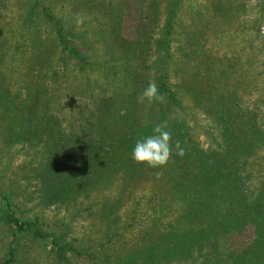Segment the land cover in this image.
Instances as JSON below:
<instances>
[{
	"label": "rangeland",
	"instance_id": "1",
	"mask_svg": "<svg viewBox=\"0 0 264 264\" xmlns=\"http://www.w3.org/2000/svg\"><path fill=\"white\" fill-rule=\"evenodd\" d=\"M25 1L28 2L3 0L0 5L1 28L6 30L3 37L12 45L8 51L0 53V86L5 90L4 97H0V264L9 261L10 253L14 258L11 264H100V260L104 262L106 258L108 263L117 264L116 261L125 259L128 254L137 250L143 252L172 231L175 208L167 210L165 204L168 201L160 205L156 199H170L168 183L151 173L132 187L123 189L117 177L112 179L102 171L97 183L94 181L95 185L90 181L82 187L72 185L70 193L60 197L59 189L51 188L52 178L44 174V169L51 163V155L55 157L60 146L51 148L43 133L25 142L8 134V129H18L17 123L12 121L13 115L32 105L34 94L29 92L39 85L38 113L55 121L56 133L62 138L80 131L79 123L96 109L102 98H116L117 110L121 106L120 115L126 110L122 105L125 98L118 97L123 93L118 89L124 82L123 71L116 67L113 55L106 54L99 41L96 25L101 21V15H90L80 0H38L53 20L38 17L40 8L36 7L33 20L23 24L20 16L31 6ZM99 1L119 9L116 13L120 14L118 26L123 40L133 39L135 31L152 14L149 9L153 0ZM167 1L157 0L159 23L164 21ZM216 1L181 0L176 3L177 18L171 46L175 48L181 44V37L188 24L192 26V21L204 50H212L215 56L226 55L232 64L235 61L228 80L239 101L237 110L248 112L255 117L257 126L264 128V0H223L229 2L231 9L228 20L210 30H202L203 19L211 20L209 4ZM54 18L61 20L62 26L70 31L68 41L74 45L76 55L53 41L52 54H46L47 60L51 56V67H48L47 60L41 59L40 55L36 61L32 56L35 49L41 53L45 42L55 39L58 23ZM19 26L24 27L22 35ZM204 33L208 37L205 44ZM35 40H41L38 42L44 47L35 46ZM84 57L86 66H81L80 60ZM153 59L151 52L148 65ZM176 64L173 58L168 72L170 79ZM110 65L116 68H110ZM142 65L143 59L139 56L133 62L134 69L141 72ZM177 69V75L185 71L181 66ZM178 79L175 82L181 81ZM27 96H30L29 100H26ZM182 100L177 117L184 121L198 147L206 151L214 133L207 117L212 114L194 110L189 98ZM51 175L54 178V173ZM43 181H47V186ZM112 205H115L113 209ZM10 218L33 224L15 236ZM36 228L40 236L35 234ZM254 238V227L248 225L241 233L226 238L222 251L236 252L251 244ZM160 256L159 264L180 263L163 254ZM218 259L223 261V256ZM187 263L200 264L197 259L186 260Z\"/></svg>",
	"mask_w": 264,
	"mask_h": 264
},
{
	"label": "trees",
	"instance_id": "2",
	"mask_svg": "<svg viewBox=\"0 0 264 264\" xmlns=\"http://www.w3.org/2000/svg\"><path fill=\"white\" fill-rule=\"evenodd\" d=\"M80 1L84 2L83 7L90 15H101V21L96 25L99 27V41L106 54L113 55L116 67L123 71L124 82L118 86L123 93L116 96L122 100L125 98L122 105L126 110L120 115L121 106L117 110L116 98H102L96 109L91 110L79 123L80 131L62 138L56 133L55 121L48 115L45 117V114L38 113L39 85L29 92L34 94L32 105L21 109L18 116L13 115L12 121L17 123L18 129H8V134L25 142L43 133L51 148L60 146L57 155H51V163L44 169L47 178H52L51 188H58L60 197L70 193L72 185L82 187L88 181L95 185L102 171L112 179L117 177L123 189L132 187L151 173L165 179L170 199H156L160 205L168 201L165 204L167 210L175 208V222L170 226L172 231L150 244L143 252L137 250L128 254L125 259L116 261L117 264H159L162 254L178 260V264L193 259H197L200 264H264V128L257 126L254 116L237 110L239 101L233 95L228 80L235 61L232 64L226 55L215 56L212 50H204L192 21V26L188 24L184 37H181V44L172 48L177 18L176 3L181 0L167 1L163 23H159L157 0L150 1L149 12L152 14L149 19L145 24L142 22L133 39L126 40L120 37V14L116 13L118 8L105 6L99 0ZM25 3L31 6L20 16L23 24L33 20L36 7L40 8L38 17L53 20V16L38 0ZM228 3L218 0L209 4L211 20L203 19L202 30H210L228 20L231 10ZM54 20L58 23L55 39L45 42V49L41 53L35 49L32 56L35 61L39 55L46 61V54L53 52L54 42L76 55L74 45L68 41L70 31L62 26L61 20ZM18 29L22 35L24 27L19 26ZM5 33L0 23V53L12 46L9 39L3 37ZM203 36L205 44L208 37L206 33ZM38 41H33V44L43 48ZM118 51L119 58H116ZM151 52L154 59L148 65ZM139 56L143 59L141 72L133 66ZM173 58L177 64L175 70L172 69L173 76L170 79L168 72ZM50 59L49 55L45 62L48 67H51ZM80 62L81 66H86L85 57ZM178 66L190 73L184 71L177 75ZM116 67L110 65V68ZM177 78L181 80L178 83L175 82ZM152 82L157 85L162 99L149 102L143 92ZM4 93L5 90L0 86V97L3 98ZM29 98L27 96L26 100ZM182 98H189L194 110L212 114L207 117L212 122L215 135L212 133V142L206 151L198 147L184 121L177 117L176 112L182 109ZM165 121L172 132L173 143V155L167 166L150 169L137 165L131 159L136 140L142 135L151 134L155 125ZM83 123L87 128H84ZM11 125L13 127L12 122ZM177 141L184 149L183 157L175 154ZM43 184L47 186V181H43ZM6 206L9 207V203ZM114 207L111 206L112 209ZM9 222L16 230L15 236L33 224L20 222L16 218H10ZM248 225L254 227L253 242L236 252L222 251L225 239L241 233ZM35 234L40 236L37 228ZM220 255L223 256L221 262L218 259ZM200 257L202 259L198 260ZM13 259L10 253V259L5 264H11ZM106 259L104 262L100 260V264H115L108 263Z\"/></svg>",
	"mask_w": 264,
	"mask_h": 264
},
{
	"label": "clouds",
	"instance_id": "3",
	"mask_svg": "<svg viewBox=\"0 0 264 264\" xmlns=\"http://www.w3.org/2000/svg\"><path fill=\"white\" fill-rule=\"evenodd\" d=\"M143 96L149 102L162 99L154 82L148 84ZM175 149L176 155L181 157L185 155L184 149L178 141L175 142ZM172 155V132L165 121L155 125L151 134L142 135L136 140L132 148L131 159L137 165L146 166L150 169H163L167 166Z\"/></svg>",
	"mask_w": 264,
	"mask_h": 264
}]
</instances>
